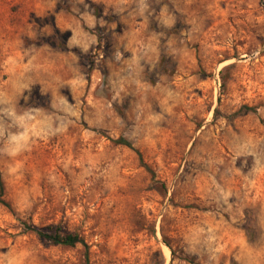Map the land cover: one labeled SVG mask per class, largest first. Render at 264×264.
Masks as SVG:
<instances>
[{
	"label": "rangeland",
	"instance_id": "374dc122",
	"mask_svg": "<svg viewBox=\"0 0 264 264\" xmlns=\"http://www.w3.org/2000/svg\"><path fill=\"white\" fill-rule=\"evenodd\" d=\"M0 150V264H264V0H0Z\"/></svg>",
	"mask_w": 264,
	"mask_h": 264
},
{
	"label": "trees",
	"instance_id": "16d2710c",
	"mask_svg": "<svg viewBox=\"0 0 264 264\" xmlns=\"http://www.w3.org/2000/svg\"><path fill=\"white\" fill-rule=\"evenodd\" d=\"M231 68H232V66H228L222 71V78L224 81V87L226 85L225 74ZM45 103L46 104L44 107L47 108L49 105V101H47ZM49 107H50V105H49ZM255 112H256V110L254 108H251L248 106H243L234 115V117H240L242 115H246L248 113H255ZM114 143H116L117 145L125 146V147L135 151L139 157L141 164L148 171L151 172L148 165L144 162L141 152L135 148V146L133 145L132 142H130L129 140H127L125 138H120L118 140H114ZM0 154H1V150H0ZM5 191H6V186H5V182L3 179V173L0 169V203L5 205V206H9V204L5 200ZM246 214L249 215V218L251 219L250 223L246 227V232H247V235H248L250 241H254L257 238L258 231L256 229V226H255L253 220H252L253 217H252L251 212L247 211ZM28 230L35 233L43 242L50 243L52 245L63 246V247H76L78 245H82L85 249L84 264H91L90 257H89V246H88L87 242L85 241V239L80 234L75 233V232H73V233L66 232L65 230H63V228L61 226H56V225H50V226H47L46 228H43V229L37 228L35 226H28Z\"/></svg>",
	"mask_w": 264,
	"mask_h": 264
}]
</instances>
